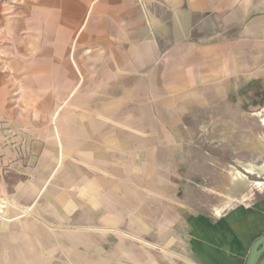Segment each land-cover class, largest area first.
I'll list each match as a JSON object with an SVG mask.
<instances>
[{
	"label": "crops",
	"instance_id": "obj_1",
	"mask_svg": "<svg viewBox=\"0 0 264 264\" xmlns=\"http://www.w3.org/2000/svg\"><path fill=\"white\" fill-rule=\"evenodd\" d=\"M29 6L13 14L0 4V210L10 218L0 220V264H244L264 233V203L193 209L180 185L178 115L229 86L264 89V0ZM165 32L167 54L154 63ZM189 34L221 38L184 42ZM79 41L103 61L80 60ZM73 67L97 75L85 110ZM22 210L31 215L16 219Z\"/></svg>",
	"mask_w": 264,
	"mask_h": 264
},
{
	"label": "rangeland",
	"instance_id": "obj_2",
	"mask_svg": "<svg viewBox=\"0 0 264 264\" xmlns=\"http://www.w3.org/2000/svg\"><path fill=\"white\" fill-rule=\"evenodd\" d=\"M33 1L37 0H0V4L3 3L9 13L17 14L23 7L32 6ZM78 1L82 4L83 0ZM148 1L151 0H138V5L145 12L148 10ZM199 18L200 15L193 16V26L190 31H195V26L201 22ZM164 34L160 40L163 46L160 45L161 49L157 52L154 63L162 61L167 54L164 46L170 45L171 39L168 40L170 37H167V32ZM149 37H152L151 31ZM218 38L221 37L216 34L209 36L189 34L183 38V41L206 43ZM155 40H158V37L155 36ZM119 43H113V48L118 49ZM78 44L80 60L93 63L98 59L94 56L99 53L89 50L88 45L80 41ZM93 53L94 56H92ZM119 53L117 50L113 51L112 59H116ZM101 54L103 53L101 52ZM98 61H103V57ZM73 69L77 78L76 82H78L76 91L80 93L81 97H87V81L89 79L96 80L97 75L95 73L87 75L85 72L78 71L76 67ZM88 69L94 72L96 68H93L92 65ZM114 80L112 79L111 83L112 89L117 85ZM95 84L98 85V82ZM246 86L240 84L234 88L226 87L223 96L200 103L194 101L191 107H187L178 115V119H181V131L177 133L176 151L179 172L182 176L180 185L181 189H185L186 201L190 202L195 210L216 216L224 209H221L222 206L227 208L236 204L249 206L254 202L264 203V116L259 114L264 111V89L255 87L247 89ZM160 87L164 88L163 83L160 84ZM165 91H159L158 98H163L166 95ZM103 92L97 88L96 103L100 101L98 96H102ZM157 95L158 93L154 91L147 93L144 104L154 103ZM112 96L117 103L123 100L119 94H112ZM76 97L77 94L74 95V99L70 98L64 103L63 111L71 106L73 101H76ZM85 102H87L85 98L83 101H79L77 109L85 110L88 107V104H84ZM58 118L57 115H51L47 117V120L54 127ZM248 165H253L255 169L248 172ZM220 209L221 211H219ZM30 215V210H22L17 213L15 218L22 219L24 216L29 217ZM1 219L8 220L10 218L7 213L0 210ZM2 262L4 261L0 260V263ZM44 262L46 264V261ZM47 262L48 264L69 263L63 259H53Z\"/></svg>",
	"mask_w": 264,
	"mask_h": 264
},
{
	"label": "water",
	"instance_id": "obj_3",
	"mask_svg": "<svg viewBox=\"0 0 264 264\" xmlns=\"http://www.w3.org/2000/svg\"><path fill=\"white\" fill-rule=\"evenodd\" d=\"M264 253V233L258 236L247 253L244 264H256L259 257Z\"/></svg>",
	"mask_w": 264,
	"mask_h": 264
},
{
	"label": "bare ground",
	"instance_id": "obj_4",
	"mask_svg": "<svg viewBox=\"0 0 264 264\" xmlns=\"http://www.w3.org/2000/svg\"><path fill=\"white\" fill-rule=\"evenodd\" d=\"M259 114H260V113H259ZM261 115L264 116V113L262 112ZM254 169H255V167H254L253 165H248V166H247V171H248V172H252ZM254 172H255V171H254ZM261 172H262V171H261Z\"/></svg>",
	"mask_w": 264,
	"mask_h": 264
}]
</instances>
